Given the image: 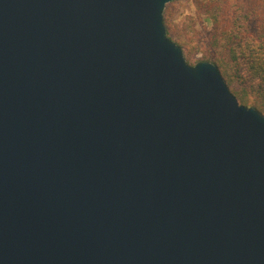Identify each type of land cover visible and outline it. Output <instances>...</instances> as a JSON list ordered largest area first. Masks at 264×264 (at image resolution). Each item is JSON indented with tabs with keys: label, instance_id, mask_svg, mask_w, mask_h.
<instances>
[{
	"label": "water",
	"instance_id": "water-1",
	"mask_svg": "<svg viewBox=\"0 0 264 264\" xmlns=\"http://www.w3.org/2000/svg\"><path fill=\"white\" fill-rule=\"evenodd\" d=\"M172 1L0 0V264H264V116Z\"/></svg>",
	"mask_w": 264,
	"mask_h": 264
},
{
	"label": "trees",
	"instance_id": "trees-1",
	"mask_svg": "<svg viewBox=\"0 0 264 264\" xmlns=\"http://www.w3.org/2000/svg\"><path fill=\"white\" fill-rule=\"evenodd\" d=\"M199 10L201 23L209 19L212 27L198 34L196 49L206 45L219 72L231 63L236 79L257 82L252 89L264 101V28H259L264 26V0H211L209 7ZM252 106L264 115V103L255 101Z\"/></svg>",
	"mask_w": 264,
	"mask_h": 264
},
{
	"label": "rangeland",
	"instance_id": "rangeland-1",
	"mask_svg": "<svg viewBox=\"0 0 264 264\" xmlns=\"http://www.w3.org/2000/svg\"><path fill=\"white\" fill-rule=\"evenodd\" d=\"M210 1L211 0H174L168 3L163 11V23L166 27V35L175 44L182 45L181 50L183 52V57L190 66L199 62H209L213 64V60L210 58L211 54L209 48L206 45L199 44L198 49H196L198 34L203 31V28L208 30L212 27L209 19L201 23L198 17V14L201 12L199 6L209 7ZM259 28L260 32H263L264 26H260ZM199 36L201 37L202 35ZM220 74L230 93L234 95L240 105L253 108L252 103L255 101L264 103L260 94L256 92L257 90L252 89V86L255 87L257 82L242 83V81L236 79L233 64L229 63L226 68L220 69Z\"/></svg>",
	"mask_w": 264,
	"mask_h": 264
}]
</instances>
